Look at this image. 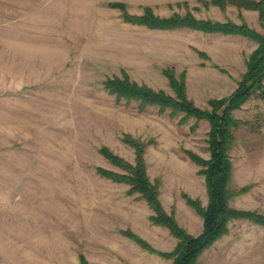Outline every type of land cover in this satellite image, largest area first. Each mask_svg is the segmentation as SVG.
Returning a JSON list of instances; mask_svg holds the SVG:
<instances>
[{
	"label": "rangeland",
	"instance_id": "rangeland-1",
	"mask_svg": "<svg viewBox=\"0 0 264 264\" xmlns=\"http://www.w3.org/2000/svg\"><path fill=\"white\" fill-rule=\"evenodd\" d=\"M212 0H0V264H171L160 252L178 238L152 221L153 209L130 185L101 174L121 171L107 146L135 161L130 134L144 143L147 172L160 200L192 234L203 217L187 196L208 203L203 166L210 157L207 119L142 106L109 92L108 77L175 94L169 74H184L202 108L231 94L257 41L238 34L133 23L123 10L159 16L192 12L246 22L264 35L259 11ZM230 204L264 214V96L233 110ZM147 241V249L130 237ZM196 264H264V225L235 219Z\"/></svg>",
	"mask_w": 264,
	"mask_h": 264
},
{
	"label": "trees",
	"instance_id": "trees-1",
	"mask_svg": "<svg viewBox=\"0 0 264 264\" xmlns=\"http://www.w3.org/2000/svg\"><path fill=\"white\" fill-rule=\"evenodd\" d=\"M229 3L245 6L259 11V17L264 24V0H229ZM218 6L226 5V0H212ZM123 10L124 18L130 22L144 24L151 28L175 29L190 28L205 32H220L224 34H238L257 41L258 46L250 55L247 70L238 82V86L228 96L210 99L209 107L197 106L188 97L184 74L178 79L174 73L169 74L170 85L175 94L163 89H154L146 84L132 80L127 73L122 76L108 77L104 81L105 88L118 97L128 100H138L142 106L156 105L161 110L171 109L172 114L183 112L186 117L207 119L211 124L209 133L210 157L207 159L190 152V158L203 166L208 203L203 206L198 199L187 196L189 204L203 217V228L199 234H192L183 228L175 218L174 213L165 210L160 200L159 183L152 182L145 161V144L126 134L125 140L135 148V161L130 162L115 154L107 146L101 149L102 154L115 164L121 171H113L99 167L101 174L119 182L130 185V193H140L154 214V223L164 225L170 229L178 242L173 250L160 252L166 258H172L171 264H196L201 253L209 248L216 240L228 232V225L235 219H248L264 225V214L256 210L233 207L230 199L233 190L230 187L232 178V161L229 155V144L232 138L231 127L237 123L233 110L241 107L253 94L260 92L264 96V35L246 22L238 24L234 21H215L196 17L192 12L185 14L174 13L170 16H159L151 7L144 12L133 15L125 11V5L115 3ZM143 247L154 250L150 244L134 233L128 232ZM83 264H89L81 256Z\"/></svg>",
	"mask_w": 264,
	"mask_h": 264
}]
</instances>
